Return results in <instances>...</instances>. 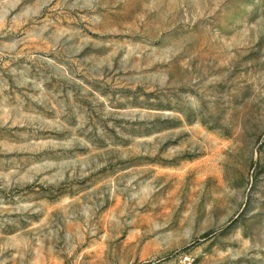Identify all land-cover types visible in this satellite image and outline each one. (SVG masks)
Masks as SVG:
<instances>
[{
    "label": "rangeland",
    "instance_id": "rangeland-1",
    "mask_svg": "<svg viewBox=\"0 0 264 264\" xmlns=\"http://www.w3.org/2000/svg\"><path fill=\"white\" fill-rule=\"evenodd\" d=\"M0 264H264V0H0Z\"/></svg>",
    "mask_w": 264,
    "mask_h": 264
}]
</instances>
